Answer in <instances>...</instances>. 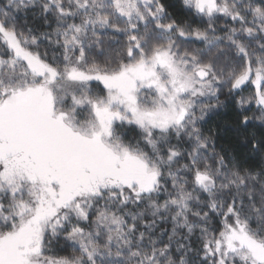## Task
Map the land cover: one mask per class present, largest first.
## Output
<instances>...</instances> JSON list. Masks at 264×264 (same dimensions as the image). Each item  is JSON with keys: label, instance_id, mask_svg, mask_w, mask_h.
<instances>
[{"label": "snow or ice", "instance_id": "1", "mask_svg": "<svg viewBox=\"0 0 264 264\" xmlns=\"http://www.w3.org/2000/svg\"><path fill=\"white\" fill-rule=\"evenodd\" d=\"M0 264H264V0H0Z\"/></svg>", "mask_w": 264, "mask_h": 264}, {"label": "trees", "instance_id": "2", "mask_svg": "<svg viewBox=\"0 0 264 264\" xmlns=\"http://www.w3.org/2000/svg\"><path fill=\"white\" fill-rule=\"evenodd\" d=\"M43 50V49H42ZM222 125L228 129V126L231 125V122L234 120V116L231 114V112L222 114V116L219 118ZM257 131L256 129H249V133ZM223 141L231 142L233 145H235V138L233 136V133L230 129L224 131L222 133ZM238 151H243L242 149L237 148Z\"/></svg>", "mask_w": 264, "mask_h": 264}]
</instances>
